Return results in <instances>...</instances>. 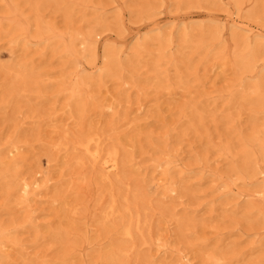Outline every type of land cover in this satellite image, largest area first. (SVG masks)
I'll return each mask as SVG.
<instances>
[{"label":"rangeland","instance_id":"obj_1","mask_svg":"<svg viewBox=\"0 0 264 264\" xmlns=\"http://www.w3.org/2000/svg\"><path fill=\"white\" fill-rule=\"evenodd\" d=\"M236 1L0 0V158L16 142L19 148L11 156L19 162L11 173L21 182L37 178L30 207L17 204L22 191L7 190L0 180V225L9 230L10 238L0 250V264H105L106 253L120 238L118 215L112 223L103 218L108 181L101 180L96 175L99 167L72 146V140L88 130L99 133L104 149L118 146L120 168L113 180L122 181L130 195L143 191L152 235L167 241L168 252L162 255L155 243L139 245L140 238L136 239L125 264H155L164 256L177 264L181 252L190 264H210L206 258L212 251L220 253L219 264H264V222L257 215H246V195L258 188L256 182L264 185V175L246 178L244 172L234 171L246 141L255 129L263 128L264 71L256 72L264 64V46L254 70L240 74L235 58L243 46L239 34L222 28L219 39L211 41L216 48L209 51L198 42L207 34L194 30L192 40L183 42L181 26L170 24L178 19L209 28V20L225 18L240 5L238 15L264 26V0ZM150 7L154 11L146 16ZM156 23L170 38L171 48L161 56V42L152 33V39L144 42L143 58L136 61L129 55L134 36ZM44 26L53 27L64 42L74 34L82 38L92 29L100 30L97 66L105 61L103 46L121 41L127 54L119 53L115 60L133 61L115 66L116 75H91L95 69L89 70L90 55H79L75 66L58 38L41 31ZM76 48L84 52L83 45ZM19 64H26L40 79L33 77L23 94L12 91L18 85L14 75ZM158 70L165 79L159 81ZM82 73L94 77H86V102L76 106L60 82L65 79L68 87ZM121 77L131 83L121 85ZM240 79L258 81V90L248 93ZM102 103L110 107H101ZM195 104L197 108H191ZM138 105L141 109L134 111ZM250 148L264 170V148ZM169 155L177 156L185 168L180 175L173 174L186 186L177 183L173 197L163 194L164 188L151 179L161 170H154V165L160 161L164 167ZM212 170L221 178L210 176ZM223 183L235 193L223 197L228 191ZM236 192L244 195L237 198ZM255 196L264 207V191ZM173 203L175 215L168 210ZM180 216L190 220L181 224ZM59 227L65 229L60 236Z\"/></svg>","mask_w":264,"mask_h":264},{"label":"bare ground","instance_id":"obj_2","mask_svg":"<svg viewBox=\"0 0 264 264\" xmlns=\"http://www.w3.org/2000/svg\"><path fill=\"white\" fill-rule=\"evenodd\" d=\"M236 3L237 1L234 0ZM240 9V5H236V9L234 12L228 13L225 18L222 19H211L209 20L210 25L209 28L206 26L207 24H201L198 22H190V21H179L178 19L172 20L170 22L171 25L175 26L178 29V32H181L180 37L183 42L191 41L192 35L194 30H200L202 32L201 36L207 37L201 38L198 40L199 45H204L205 49H210L209 51H213L217 44L211 42L212 40L219 39V34L222 28H228L232 35L236 33L239 34L243 39V46L242 48L236 50L235 58L237 63L239 64L242 73L252 72L255 68L259 50L264 46V26H260L257 24H253L247 19L243 18L241 15H238V10ZM154 11V7L146 8L144 14L149 16ZM251 12H248L247 17L250 16ZM28 27V25H27ZM211 27V28H210ZM162 26L159 23L154 24L151 28H149L145 33L140 34L136 33L134 37L135 42L132 48V52L129 54L133 59L136 61H140L142 57L141 52L143 47L145 46L144 42L152 37L150 34L155 33L153 36L155 39L160 40L161 47L158 49V52H161V56H165L164 54L167 52L168 49L171 48V40L168 38L161 29ZM207 28V29H205ZM205 29V30H204ZM42 32L48 33L50 38H58L57 42L62 47L63 52L66 54H70L75 59V66L79 63V55L81 57H87L90 55L91 63L89 70L95 69L94 72H91V75L94 74L98 77L107 76V75H116L117 73L114 70L115 66H122L124 63H131L133 60L128 59L126 61H119L115 60L119 53H122L124 56L127 54L126 49L122 51V47L125 46L124 41H121L119 44H105L102 49V59L105 61L101 66H97V63L94 62L98 58V47L99 44V37L101 31L98 29H92L90 33L83 36L82 38H77L74 34L68 41L64 42L63 36L56 34L53 27L44 26L41 29ZM17 35L13 38V41L17 39ZM206 39L210 40V43L206 41ZM26 40V44H28V39ZM220 42H218L219 44ZM83 45L84 52L81 53L77 50V46ZM117 46V47H114ZM26 48V47H25ZM210 54V53H209ZM113 58V60H110ZM109 60L111 62H109ZM115 60V61H114ZM169 59L167 58V61ZM178 60V59H177ZM171 62L175 60H170ZM123 62V63H122ZM158 66V64H156ZM220 66V65H219ZM156 69V67H155ZM84 71V68L81 70ZM264 71V64L261 66L260 70L256 72L263 73ZM157 77L159 76V81L165 79V75L160 77L162 71L157 72ZM15 80L18 82V85L12 86V91L15 93L23 94L27 87L28 82H31L34 78L40 80L39 77L32 76L31 70L27 69L26 64H19L18 68L15 70ZM76 79L70 86L66 87V81L63 79L60 82V85L63 89L69 90V97L72 102L75 103L76 106L84 105L86 102V97H83L85 94L84 85L86 84V77L91 78L94 76H89L87 74H76ZM34 77V78H33ZM33 78V79H32ZM66 78V76H65ZM242 86L245 87L244 90L250 92H256L259 88V82L255 81L252 83H244V79H240ZM121 85H125L131 83L127 79V77H121ZM105 84V81L102 85ZM108 90L106 89V92ZM247 94V93H246ZM110 107V104L102 103L101 107ZM191 108H197L196 104L193 105ZM141 109V105H138L134 111H138ZM263 128L261 130L255 129L253 135L250 136L248 142L246 141L245 147L242 149V157H241V164L236 165L234 168L236 172H244L246 174V178H253L258 177L260 175H264V170L259 169L257 166V161L254 157V153L250 146L258 145L259 149L263 151L264 148V122L262 123ZM63 138L68 140L67 132H64ZM73 148L79 149L83 156L86 157L93 167L98 166L99 172L96 175L101 180L108 181V199L104 205L103 218L108 220V222H113L115 216L118 215V220L115 222L117 226V235L120 237L119 241L113 245L111 249L105 255V264H125L127 263V257L131 250L135 248L136 239H139V245H145L150 243H155L157 246V250L162 251V255L166 254L168 251L164 248L166 245L164 241L159 236L152 235L150 230V221L145 214V208L143 204L146 203V198L143 194V191L138 189L136 193L130 195L129 190H124L122 181L116 182L113 180V176L116 177V174L120 168V151L116 144L109 146L108 148L104 149L102 147V139L99 133L96 130H88L84 132L79 137H75L72 140ZM54 145V144H53ZM19 146L16 142H12L2 153V157L0 158V180H3V184L6 186L7 190L15 188L17 191H22L23 195L19 198L17 204H23L26 207H30V202L33 199L32 195L35 193H31L32 186L36 183V177L34 180L30 182L22 181V178H19L17 175L12 174V170L16 168L18 165V160L13 158V151H17ZM57 149H60V144H58ZM264 152V151H263ZM264 158V156H263ZM8 159V160H6ZM82 161V160H81ZM180 159L177 158L175 155H169V158L164 161L165 166L162 167V162H157L154 165L153 169H161L159 175L157 174V178L152 177L151 179L156 181V185L159 187H163V194H167L170 197L172 196L173 192L177 191V187L175 186L177 183L181 184L180 188L185 189L186 186L182 183L184 181L183 178H179L180 181L177 182L174 180V173L180 175L185 170L184 167L180 166L179 164ZM217 169V168H216ZM213 171V170H212ZM39 171H35L37 174ZM210 172V171H209ZM210 176H216V179H220V174L217 171H213L210 173ZM264 176L262 177V179ZM258 179V178H257ZM151 180V181H152ZM224 187H228V191L222 194L223 197L233 195L235 192L234 190L230 189V185L223 183ZM260 189L252 190V193H248L246 196L248 198L247 205H246V215L248 217H252L257 215L258 217L262 218L264 222V207L257 204L256 199H258L255 194H261L264 191V185H260L256 182L254 185ZM230 189V190H229ZM243 192H236L237 198H240ZM251 199H250V198ZM231 201L223 203L228 205ZM238 205V203H236ZM32 207V206H31ZM176 205L173 203V206L169 207L168 210L172 212H177L175 210ZM34 209H32V212ZM248 211V212H247ZM142 212V214H141ZM172 212V215L175 213ZM28 216V215H27ZM27 219L29 222L32 221V217L28 216ZM25 219V221H27ZM181 220V221H180ZM190 220L189 218H184L183 216L178 217L177 221L179 223L184 224L185 221ZM105 221V220H104ZM57 235L64 234V228H58ZM9 230L6 227H2L0 225V250L5 245V243L10 241L9 238ZM171 255V253H169ZM165 258L162 260H158L155 264H170L166 261L168 256H164ZM168 259H172L169 258ZM210 264H219L221 259L220 253L217 251H212L208 254L206 258ZM178 262V263H177ZM177 264H190V260L188 259L185 253H180L177 260L175 261Z\"/></svg>","mask_w":264,"mask_h":264}]
</instances>
